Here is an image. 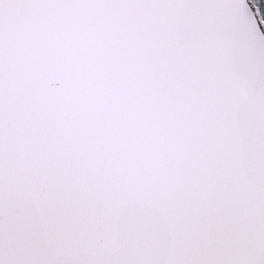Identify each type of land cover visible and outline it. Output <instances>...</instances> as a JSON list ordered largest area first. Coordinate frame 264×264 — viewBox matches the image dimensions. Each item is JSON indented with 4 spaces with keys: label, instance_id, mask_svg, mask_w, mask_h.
Returning <instances> with one entry per match:
<instances>
[{
    "label": "snow or ice",
    "instance_id": "snow-or-ice-1",
    "mask_svg": "<svg viewBox=\"0 0 264 264\" xmlns=\"http://www.w3.org/2000/svg\"><path fill=\"white\" fill-rule=\"evenodd\" d=\"M0 264H264V0H0Z\"/></svg>",
    "mask_w": 264,
    "mask_h": 264
}]
</instances>
